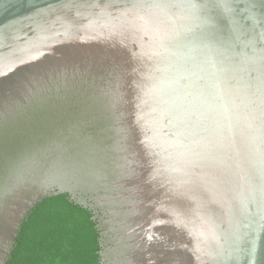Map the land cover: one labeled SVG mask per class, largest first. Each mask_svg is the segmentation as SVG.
<instances>
[{
  "label": "water",
  "instance_id": "water-1",
  "mask_svg": "<svg viewBox=\"0 0 264 264\" xmlns=\"http://www.w3.org/2000/svg\"><path fill=\"white\" fill-rule=\"evenodd\" d=\"M58 194L101 264H264V0H0V264Z\"/></svg>",
  "mask_w": 264,
  "mask_h": 264
},
{
  "label": "trees",
  "instance_id": "trees-1",
  "mask_svg": "<svg viewBox=\"0 0 264 264\" xmlns=\"http://www.w3.org/2000/svg\"><path fill=\"white\" fill-rule=\"evenodd\" d=\"M99 251L91 211L58 194L28 213L5 264H101Z\"/></svg>",
  "mask_w": 264,
  "mask_h": 264
}]
</instances>
